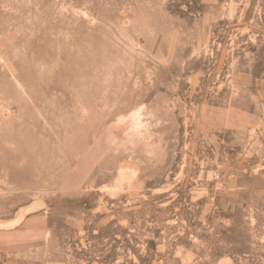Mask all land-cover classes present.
Returning <instances> with one entry per match:
<instances>
[{"label": "rangeland", "instance_id": "1", "mask_svg": "<svg viewBox=\"0 0 264 264\" xmlns=\"http://www.w3.org/2000/svg\"><path fill=\"white\" fill-rule=\"evenodd\" d=\"M0 264H264V0H0Z\"/></svg>", "mask_w": 264, "mask_h": 264}]
</instances>
